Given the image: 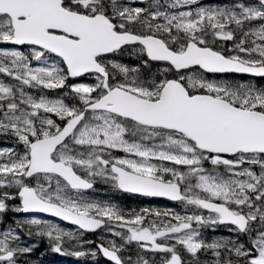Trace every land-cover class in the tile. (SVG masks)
Instances as JSON below:
<instances>
[{
	"label": "snow or ice",
	"instance_id": "obj_1",
	"mask_svg": "<svg viewBox=\"0 0 264 264\" xmlns=\"http://www.w3.org/2000/svg\"><path fill=\"white\" fill-rule=\"evenodd\" d=\"M0 44L28 48L0 47V74L17 82L0 79V136L23 146L0 148V214L76 226L15 219L0 232V264H33L38 245L25 246L21 232L55 253L114 264H155L157 253L160 264H264V87L204 75L264 78V0H0ZM127 48L140 64L107 59ZM153 63L167 65L159 79L141 74ZM86 74L94 84L68 83ZM98 181L181 202L183 212L90 200ZM221 225L237 238H203ZM97 231L123 243L101 236L87 248L95 241L82 237ZM133 243L135 258L122 255Z\"/></svg>",
	"mask_w": 264,
	"mask_h": 264
},
{
	"label": "flooded vegetation",
	"instance_id": "obj_2",
	"mask_svg": "<svg viewBox=\"0 0 264 264\" xmlns=\"http://www.w3.org/2000/svg\"><path fill=\"white\" fill-rule=\"evenodd\" d=\"M131 49V48H129ZM129 64L131 65H138L140 64L139 59L132 60ZM145 78L151 77V76H144ZM116 157H123L125 154L122 151H114L113 153ZM155 163H161L160 161H153ZM165 166H170L169 162H163ZM94 191H99L102 193V198L100 199L101 202H108L111 204H116L121 209H123L125 212H131V211H140L142 208H149V209H158V210H164V209H170L173 210V205L170 201L167 199L164 200V198H158V197H145L138 194H129L124 193L120 190L112 188L108 184H104L102 182H96L94 185L93 190H87L84 195L90 199L94 200L93 194ZM92 233H85L83 236V240H92L95 241L97 239L101 238V235H96ZM104 236V235H102ZM105 237V236H104ZM99 243V242H98ZM123 243V241L120 242V244ZM96 243L86 245L87 248H95ZM127 248V254L128 256H132L131 250H137L136 245L130 244L126 246ZM151 255V254H149ZM183 258L185 259L183 253L181 254ZM126 256V255H125ZM89 258H92V256H86ZM135 258V256H133ZM160 257L161 254L157 253L155 256V264H160Z\"/></svg>",
	"mask_w": 264,
	"mask_h": 264
},
{
	"label": "rangeland",
	"instance_id": "obj_3",
	"mask_svg": "<svg viewBox=\"0 0 264 264\" xmlns=\"http://www.w3.org/2000/svg\"><path fill=\"white\" fill-rule=\"evenodd\" d=\"M0 47H3V46H1V44H0ZM3 48H6V47H3ZM11 48H13V47H11ZM21 51H25V52H27V50L28 49H20ZM49 63H51V61L49 62ZM33 65L34 66H41L42 65V62H37V61H33ZM161 67H164V66H157V68H156V70L155 71H153V72H151V74H156V75H158V69L159 68H161ZM118 71V70H117ZM119 74V73H118ZM0 79H3L5 82H7L6 81V79L4 78V77H1L0 76ZM208 79H215V78H208ZM216 80H219V79H216ZM231 81H233V82H239V81H236V80H231ZM7 83H9V82H7ZM88 84H91V83H88ZM30 94H33V95H35V96H39L40 95V91H33V92H29ZM65 100H66V97H65ZM66 102H67V100H66ZM221 171H223V169H221ZM257 171H258V169H257ZM42 182H45V181H43L42 180ZM95 194H93V197L94 198H96L95 200H97V201H100V199L102 198V193H100V192H94ZM47 220H49V219H47ZM55 222V221H54ZM55 223H57V222H55ZM58 224V223H57ZM245 243H247V242H245ZM250 246V245H249ZM189 256V255H188ZM201 260H202V258H201ZM202 261H211L210 259H209V257L208 258H206V257H204V259L202 260Z\"/></svg>",
	"mask_w": 264,
	"mask_h": 264
}]
</instances>
